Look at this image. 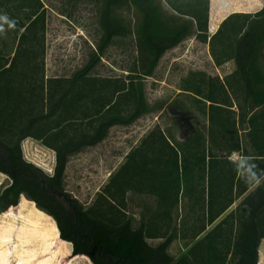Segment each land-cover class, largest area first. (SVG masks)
<instances>
[{"label": "trees", "instance_id": "16d2710c", "mask_svg": "<svg viewBox=\"0 0 264 264\" xmlns=\"http://www.w3.org/2000/svg\"><path fill=\"white\" fill-rule=\"evenodd\" d=\"M126 8L138 15L134 26L120 14ZM209 10L210 0H102V35L88 62L69 77H47L43 0H0V173L9 178L0 185V214H18L23 196L30 199L53 217L58 241L72 244L62 260L84 255L92 264H259L264 5L230 13L213 35ZM127 36L138 52L130 72L93 75L106 48ZM190 36L209 43L217 66L236 63L223 78L204 70L182 78L181 89L205 117V129L194 123L177 140L156 124L86 206L64 187L70 157L104 141L113 126L131 125L152 111L145 78L167 50ZM29 137L54 150L52 174L25 158L22 142ZM233 153L239 157L232 159ZM129 193L156 199L139 225L126 210ZM183 198L188 213L178 225ZM177 238L192 243L175 258L169 248Z\"/></svg>", "mask_w": 264, "mask_h": 264}, {"label": "rangeland", "instance_id": "374dc122", "mask_svg": "<svg viewBox=\"0 0 264 264\" xmlns=\"http://www.w3.org/2000/svg\"><path fill=\"white\" fill-rule=\"evenodd\" d=\"M44 1L47 6L46 76L69 77L83 67L90 54L96 50L102 35L99 26L102 0ZM217 7L214 0L213 22L220 20L226 12L216 15ZM120 14L133 26L138 20L134 9H123ZM2 37L0 32V38ZM137 57L134 37H116L104 51L92 74L103 77L125 76L137 62ZM230 69L232 68L228 66L225 69L216 68L207 46L193 37H188L178 46L167 50L160 58L153 75L144 80L146 98L152 111L131 125L113 126L104 141L72 155L65 171V190L86 206L90 205L109 181L110 175L125 161L127 153L156 124H160L166 131L170 130L171 138L177 140L186 137L194 123L205 129V117L196 108L191 95L181 89L182 78L190 70H204L223 78L231 73ZM22 146L28 161L48 174L53 173L56 157L51 148L31 137L23 140ZM238 157V153L231 155L232 159ZM8 182L7 175H0V185ZM186 204L187 200L183 198L175 213L178 225L185 213H188ZM155 205L154 197L129 193L126 210L135 218V224L139 225L142 217L147 216ZM234 207L235 205L232 208ZM17 208L11 211H17ZM56 233L53 217L23 196L18 214H0V264H66L68 261V264H92L88 257L62 260L63 256L71 254L72 244L51 240ZM58 238L60 239V232ZM160 241L161 239H149L154 245ZM191 243L189 239L177 238L171 244L169 252L178 258ZM260 260V264H264V243Z\"/></svg>", "mask_w": 264, "mask_h": 264}, {"label": "crops", "instance_id": "0c3cea01", "mask_svg": "<svg viewBox=\"0 0 264 264\" xmlns=\"http://www.w3.org/2000/svg\"><path fill=\"white\" fill-rule=\"evenodd\" d=\"M217 3V13L216 15H219L220 13L225 12V14L222 16V18H220V20H218L217 22H213L212 20V12H213V3L214 0H210V10H209V20H208V29H209V34L213 35L217 29L220 26V23L223 21V19H225L230 13L232 12H256L259 9H261L264 5V0H215ZM45 6L46 3L43 0ZM259 3V4H258ZM47 8V6H46ZM215 15V17H216ZM214 23V24H213ZM47 34V33H46ZM193 37V39H197L195 36H190ZM198 40V39H197ZM202 42V41H200ZM204 44L207 46V49L209 50V55H210V59L213 63V65L216 68H221V69H225L227 66L232 68L230 69V71L232 72L233 70H235L236 68V63L235 60H230L220 66H217L212 58V55L210 53V47H209V43L204 42ZM116 126V125H115ZM54 151V150H53ZM3 173H0V175H2ZM51 240H55L58 241L56 235H54V237ZM59 242V241H58ZM264 243V239L262 240L261 246H260V259L262 257V246ZM60 244V243H58ZM83 257H85L83 255ZM261 263V260L259 262V264Z\"/></svg>", "mask_w": 264, "mask_h": 264}]
</instances>
